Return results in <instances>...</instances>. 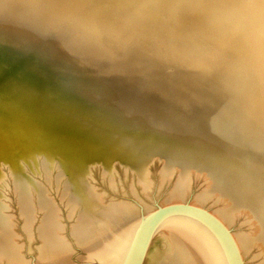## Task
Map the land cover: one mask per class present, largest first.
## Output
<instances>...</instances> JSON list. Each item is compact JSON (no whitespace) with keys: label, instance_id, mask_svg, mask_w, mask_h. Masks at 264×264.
Masks as SVG:
<instances>
[{"label":"bare ground","instance_id":"bare-ground-1","mask_svg":"<svg viewBox=\"0 0 264 264\" xmlns=\"http://www.w3.org/2000/svg\"><path fill=\"white\" fill-rule=\"evenodd\" d=\"M38 155L64 170L86 261L127 264L147 218L103 205L90 167L117 161L145 184L154 158L164 176L179 171L159 207L202 208L243 264L264 258V0H0V184L7 166L26 227L35 205L43 212L40 264H69L58 207L23 171ZM192 173L209 183L185 201ZM3 197L0 259L13 263ZM243 215L253 227L237 230ZM156 237L164 252L153 264H230L216 234L190 218L165 219L148 251Z\"/></svg>","mask_w":264,"mask_h":264},{"label":"rangeland","instance_id":"rangeland-1","mask_svg":"<svg viewBox=\"0 0 264 264\" xmlns=\"http://www.w3.org/2000/svg\"><path fill=\"white\" fill-rule=\"evenodd\" d=\"M46 163L44 157L38 155L32 163L26 162L23 164V171L36 185H40L45 189L50 196L49 199L56 205V209L58 207L57 212L60 214H58V216H61L59 220L60 223L62 222L61 227H63L61 229V234L71 247L67 263L106 264L105 262L86 261L84 259L86 251L78 246L72 234V229L78 221V215L77 212L73 211V205H70L69 196L65 190L67 183L66 175H64V170L57 159L53 162L51 161V163ZM147 167V182L143 184L134 170L126 168L120 162L115 161L113 167H111L109 171H105L99 164L93 165L89 169L87 177V180L89 178L88 185L97 192L96 194L102 199L101 202L103 205L112 203L114 205L131 206L136 211L134 218H136L137 221L142 220L167 199L172 190L177 186V181L179 179L178 170H174L169 175H163L164 164L159 158L151 160ZM2 169L4 178L0 184V191L4 193L3 199L6 203V215L12 220V228L20 252V258L18 260L21 263L18 260L10 263L5 259H0V264H14L17 262H19L17 264H40L39 255L42 250V240L39 235V227L42 219L41 217L44 216L42 214L43 212L35 205L33 221L26 227L24 217L21 213L16 185L10 176L9 168L3 166ZM147 183L149 184L148 186L146 185ZM208 183V180L204 176L192 173L187 183V190L190 192V196L187 195L185 201L193 200L195 198L194 196L197 197L199 194L205 192ZM210 202L207 204L213 207V202ZM217 206L213 208L216 210ZM148 208L150 211H147ZM244 219H247L245 215L240 217L239 222L236 224L237 230L249 229L251 225L250 220L247 219L244 221ZM252 227H250V229ZM163 252V240L157 237L154 238L144 264H153L152 258ZM255 254L256 253H254V256ZM252 255L250 256L252 260L248 259V264H264V258L262 256H258L254 259Z\"/></svg>","mask_w":264,"mask_h":264},{"label":"water","instance_id":"water-1","mask_svg":"<svg viewBox=\"0 0 264 264\" xmlns=\"http://www.w3.org/2000/svg\"><path fill=\"white\" fill-rule=\"evenodd\" d=\"M175 216L190 218L207 226L221 240L230 264H243L237 246L228 229L208 211L188 203L158 207L149 214L138 232L127 264H144L156 229L165 219Z\"/></svg>","mask_w":264,"mask_h":264}]
</instances>
